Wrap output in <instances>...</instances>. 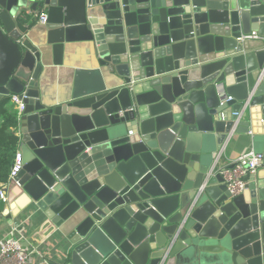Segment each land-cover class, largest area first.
<instances>
[{"label": "water", "instance_id": "water-1", "mask_svg": "<svg viewBox=\"0 0 264 264\" xmlns=\"http://www.w3.org/2000/svg\"><path fill=\"white\" fill-rule=\"evenodd\" d=\"M27 10L48 16L38 44ZM79 42L96 67L49 98L45 67ZM22 94L7 217L74 221L60 264H264V167L233 196L211 151L264 146V0H0V96Z\"/></svg>", "mask_w": 264, "mask_h": 264}, {"label": "crops", "instance_id": "crops-1", "mask_svg": "<svg viewBox=\"0 0 264 264\" xmlns=\"http://www.w3.org/2000/svg\"><path fill=\"white\" fill-rule=\"evenodd\" d=\"M29 25H31L29 23ZM43 25H37L30 33V39L34 44L40 42L39 36L45 32ZM52 59L48 58L47 63H51ZM96 67L93 46L90 43L79 42L67 45L63 59V65L54 67L46 66L45 72L41 78V89L43 93L49 98L58 99L61 95L69 93L73 85L74 71L77 69H93ZM212 143V155L218 154V160L215 159L216 172L231 165L238 159V157L245 150L254 149L258 152L264 153L263 145H254L253 136H229L227 141L219 142V135L215 136ZM221 138V137H220ZM224 144V145H223ZM214 160V159H213ZM10 206L8 205V208ZM5 206L0 204V239L4 238L10 231L12 225L26 223L28 225L27 235L29 245L39 247L42 254L35 256V262L39 264L42 260L46 259L49 264H60L62 262L64 253L66 251V235L70 233L76 223L71 221L66 223L60 228L53 229L54 231L48 232L43 229V224L47 221L41 215H38L35 210H25L17 217L9 219L4 214ZM11 213V212H10ZM45 230V231H44ZM43 231V232H42ZM42 233L43 241L38 243L35 240L37 233Z\"/></svg>", "mask_w": 264, "mask_h": 264}, {"label": "built area", "instance_id": "built-area-1", "mask_svg": "<svg viewBox=\"0 0 264 264\" xmlns=\"http://www.w3.org/2000/svg\"><path fill=\"white\" fill-rule=\"evenodd\" d=\"M21 18L26 20V22L31 25L44 26L47 23L48 16L45 11L27 10ZM245 39L258 40L260 37L254 32L250 36H246ZM10 99L11 104L17 111L18 115V127L15 129L13 128L12 130L17 135L19 144L14 158V163L11 168L9 180L6 183L1 184L0 187V204L5 206V216L10 214L7 194L10 189V184L23 169V158L20 152V120L26 107L24 104V99H26L25 94L12 95L10 96ZM214 156V159L218 160L219 155L216 154ZM263 167L264 153L258 152L254 149H248L241 153L231 167L221 168L217 172L222 176L231 194L235 196L245 190L248 185L249 178L254 176ZM27 230L28 225L26 223L12 225L9 233L4 238L0 239V264H37L35 262V256L42 253L39 247L32 248L29 245ZM164 260L160 264H164ZM39 264L49 263H47V260L44 259Z\"/></svg>", "mask_w": 264, "mask_h": 264}, {"label": "trees", "instance_id": "trees-1", "mask_svg": "<svg viewBox=\"0 0 264 264\" xmlns=\"http://www.w3.org/2000/svg\"><path fill=\"white\" fill-rule=\"evenodd\" d=\"M18 124L17 111L13 108L10 97L0 96V187L10 177L19 144L12 129L18 127Z\"/></svg>", "mask_w": 264, "mask_h": 264}, {"label": "rangeland", "instance_id": "rangeland-1", "mask_svg": "<svg viewBox=\"0 0 264 264\" xmlns=\"http://www.w3.org/2000/svg\"><path fill=\"white\" fill-rule=\"evenodd\" d=\"M11 105L9 104L8 107H10Z\"/></svg>", "mask_w": 264, "mask_h": 264}]
</instances>
